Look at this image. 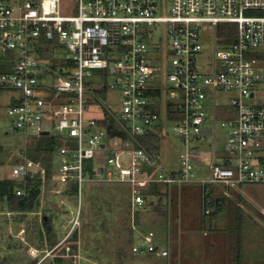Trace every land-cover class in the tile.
<instances>
[{"label": "built area", "instance_id": "1", "mask_svg": "<svg viewBox=\"0 0 264 264\" xmlns=\"http://www.w3.org/2000/svg\"><path fill=\"white\" fill-rule=\"evenodd\" d=\"M161 10L162 0H77V13L68 15L63 0H0V96L20 94L10 98L8 115L25 139L11 176L2 180L21 184L20 197L40 180V206L30 213L41 223L49 197L59 205L76 202V210L64 213L58 243L80 239L85 184L131 186L134 210L147 206L155 184L219 185L226 198L232 188L264 184V0H172L169 16ZM203 25L235 29L215 33L210 51L200 42ZM93 79L100 90L118 92V112L98 98ZM218 91L236 93L231 105L216 104ZM90 98L102 117L91 116ZM107 119L114 124L101 123ZM217 124L226 155L198 178L190 141L211 132L215 142ZM165 132L185 145L175 171H165L162 153L139 142L150 134L162 140ZM54 136L62 143L47 178L29 149ZM139 239L134 254L170 256L153 231ZM30 255L38 257V250Z\"/></svg>", "mask_w": 264, "mask_h": 264}, {"label": "rangeland", "instance_id": "2", "mask_svg": "<svg viewBox=\"0 0 264 264\" xmlns=\"http://www.w3.org/2000/svg\"><path fill=\"white\" fill-rule=\"evenodd\" d=\"M63 2L68 15L77 13V0H63ZM171 6L172 0H162L161 15L169 16ZM220 30L222 31V28L203 25L200 30L201 44L212 51L214 35L218 34ZM159 38L160 34L156 33L154 39L156 44H160ZM159 80V78H155V82ZM96 83L98 84L97 79H93L91 88L96 92L98 98L106 106L110 105L114 112H118V92L105 91L104 95H101L100 86ZM166 84L168 85V83ZM19 95L17 92H6L0 96V180L11 176L25 142L24 135L12 128V119L8 115V109L12 104L10 98H16ZM235 96L236 93L233 92L218 91L214 98L217 105H231V100ZM212 102L213 100L211 105ZM97 103L96 98L88 100V104L91 106V116L102 117L104 111L93 107ZM169 126L171 127L170 124ZM53 141L56 147L62 143L58 136H54ZM225 144L224 132L220 124H217L215 142L211 132L205 139L190 141V149H192L190 156L195 164L198 178L208 176L215 158L219 160L223 155H226ZM162 147L163 169L165 171L177 170L181 159L180 151L185 150V145L173 132H165ZM193 148H196L195 151ZM32 149L33 147L30 145L29 152ZM155 171L158 170L155 169ZM97 185H102L105 189L99 190ZM117 185L126 184L84 185V211L88 203L92 201V198L86 197L90 192H93L96 197H101L107 192L109 195L105 199L113 203L114 200L115 202L117 200L118 203L110 208L106 203L100 204L103 216L108 209L113 212V214L107 215L106 222L109 227L107 235H104L103 231H99L98 236L93 232L90 222L99 218L101 214L99 211L89 208L84 213L80 239L75 246L73 242L58 243V239L64 236L60 229L62 218L65 217L64 213L77 208L76 202L74 203L71 199H67L65 205H59L57 199L45 198L47 199L45 212L53 218V226L57 232L53 237L55 242L53 245L48 243L46 238L41 240L39 229L41 228L42 231L44 229L38 217L32 213L9 212L10 209L6 202H0V264H115L116 249L126 245L129 236L128 232L127 234L125 232L127 226L125 220H129V215L126 208L118 206L119 204L126 206V199L123 195L117 197L118 192L112 191V188L115 190L114 188L118 187ZM129 187L132 195V187ZM168 189L171 197L167 196L169 192L162 187L163 197L155 199L158 205L148 202L147 207L140 213L139 225H137L134 211L133 214L131 213L130 222H127L134 229L135 243L141 244L140 241L137 242L141 233L147 234L149 231H153L156 234V242L162 248H169L171 252L169 259L147 252L134 255L131 253L132 245H130L128 247L129 256H137L138 261L132 260L126 264H237L240 235L243 237L241 241L244 260L253 264L255 256H262L264 259V184L232 188L230 189L231 198L223 196L222 187L219 185L203 188V185L199 183H189L170 186ZM204 192L210 194L211 204H205ZM219 204L221 207L218 210L216 207H219ZM154 205L160 206L159 209L170 211L168 226L163 224L153 213ZM207 210L210 211V214L206 213ZM216 211L217 213H214ZM22 227L24 233L20 229ZM31 248L38 250L37 258L30 257L32 256L30 255ZM89 256H96V258Z\"/></svg>", "mask_w": 264, "mask_h": 264}, {"label": "trees", "instance_id": "3", "mask_svg": "<svg viewBox=\"0 0 264 264\" xmlns=\"http://www.w3.org/2000/svg\"><path fill=\"white\" fill-rule=\"evenodd\" d=\"M218 28H222V31L220 30L218 32L219 35H224L225 34V30L230 29L231 32H234L235 27L232 25H221ZM105 90H101L100 94L104 95ZM157 94H159L157 92ZM172 106V103H171ZM219 118H224V115L222 113L219 114ZM104 124L107 123H111L114 124L112 120L107 119L105 122H101ZM139 142L140 144L149 152H161V148H162V140L160 139V137H158L157 135L154 134H150L147 136H143L139 138ZM56 146L54 144V141L51 139H47V138H43L42 140H39L34 146L33 149L30 150L29 152V156L35 160V161H41L42 164L46 167L47 170V178H50L52 175V156L54 153ZM22 185L15 182L14 180H0V202H6L7 206L9 207L10 211L9 212H17V213H30V212H34L37 211V209H39L40 206V180H36V181H31V183L29 184V192L27 196H18L16 191L19 187H21ZM99 186V185H97ZM118 187L114 188L115 190L112 191H117V197L119 195H123L124 198L126 199V206H122V205H118L120 208H123L127 210V214L129 215V220H125V224L126 229L125 232L127 234L128 232V240H126V245L123 246H119L116 249V256H115V264H126L127 262H132V260H137V256H129V251H128V247L130 245H132L136 242V237H135V232L133 227L129 224L128 222H130V217H131V213L134 211L135 212V217L137 218V225L140 224L139 222V216L141 211H143L145 209V206L143 209L141 210H134L132 207V195H131V188L129 186L126 185H117ZM104 186L100 185L99 186V190H104L105 188H103ZM162 186L160 185H152L150 188V198L151 200L149 202H152L153 200H155V198H161L163 197V193L161 192ZM90 191V190H89ZM92 193V194H91ZM89 195H87L86 197H90V199L92 198V201L90 203H88V199H87V203L88 206L85 209L84 213L86 211L89 210V208L91 209H95L97 211H99V213L101 214V216L95 220H93V222H90V227L92 228L93 232L98 236V234L100 233L99 231H103L104 235H107L109 232V227L107 226V215L113 212L111 211V209H108L106 211L105 216H103V209L100 206L101 203H106L108 204L109 208L111 206H113L114 204L117 205V200L114 203L112 201H109L108 199H105L108 197L109 193H104L103 196L101 197H96L94 196L93 192L88 193ZM211 197L210 194L208 195V198ZM113 203V204H112ZM154 203V202H153ZM152 203V204H153ZM211 204V203H210ZM148 205V204H147ZM158 205V203H157ZM155 206V205H154ZM158 207L160 206H155L153 207L154 209H152L153 213L157 216V218L165 225L168 226L169 222H170V211H168V209H159ZM220 204L219 207H216L218 210L220 209ZM216 209V210H217ZM217 210V211H218ZM214 212V213H217ZM133 214V213H132ZM84 217V214H83ZM84 220V219H83ZM53 218L47 214H45L44 218H43V222H42V227H43V231L40 228L39 229V234L41 237V240H44V236H46V239L48 241V243H50L51 245H53L55 242L53 240V237H55V235L57 234L55 227L53 226ZM241 228V225H240ZM242 235L239 236V248H238V255H237V264H249L244 260V254H243V250H242ZM140 239L137 241L139 242ZM73 245L75 246L77 243V235L75 234L73 237ZM132 251V248H131ZM133 253V252H131ZM134 254V253H133ZM136 255V254H134ZM89 257H94L96 258V256H89ZM165 259H169L168 257ZM138 261V260H137Z\"/></svg>", "mask_w": 264, "mask_h": 264}, {"label": "crops", "instance_id": "4", "mask_svg": "<svg viewBox=\"0 0 264 264\" xmlns=\"http://www.w3.org/2000/svg\"><path fill=\"white\" fill-rule=\"evenodd\" d=\"M162 151H163V147H162ZM168 192H169V190H167ZM170 192H169V194L167 195L168 197H171L170 196ZM165 196H166V194H165ZM156 200H157V198H155ZM170 199V198H169ZM21 230H23V227L22 228H20ZM46 238V236L44 237V239ZM58 239V238H57ZM59 240V239H58ZM32 249H34V248H32ZM171 253V252H170ZM30 257H32V258H37V257H34V256H30ZM255 263H253V264H264V259H263V257L262 256H255Z\"/></svg>", "mask_w": 264, "mask_h": 264}, {"label": "bare ground", "instance_id": "5", "mask_svg": "<svg viewBox=\"0 0 264 264\" xmlns=\"http://www.w3.org/2000/svg\"><path fill=\"white\" fill-rule=\"evenodd\" d=\"M33 252H35V251L33 250Z\"/></svg>", "mask_w": 264, "mask_h": 264}]
</instances>
